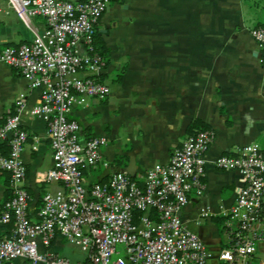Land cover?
<instances>
[{
	"label": "crops",
	"instance_id": "1",
	"mask_svg": "<svg viewBox=\"0 0 264 264\" xmlns=\"http://www.w3.org/2000/svg\"><path fill=\"white\" fill-rule=\"evenodd\" d=\"M255 24L245 0H112L98 32L109 53L99 78L111 93L89 98L70 113L81 126V140L106 136L109 141L103 148L109 167L101 162L85 169L88 188L116 171L143 181L155 164H167L189 136L204 127L214 132L204 192L193 191L180 212L215 254L212 264L224 263L219 253L232 239L229 212L245 185L241 172L221 169L215 160L247 144L264 147V59L251 35ZM48 30L46 18L35 17L27 26L0 0V53ZM41 93L19 69L0 61V126L15 112L16 98L26 95L23 128L29 139L22 160L35 217L43 196L63 189L45 180L53 165L48 123L30 114ZM11 193V174L0 171V238L13 234V224L1 221ZM64 246L58 237L51 250L66 256ZM72 253L79 255L75 260L83 259L77 248Z\"/></svg>",
	"mask_w": 264,
	"mask_h": 264
},
{
	"label": "built area",
	"instance_id": "2",
	"mask_svg": "<svg viewBox=\"0 0 264 264\" xmlns=\"http://www.w3.org/2000/svg\"><path fill=\"white\" fill-rule=\"evenodd\" d=\"M6 1L27 26L38 16L48 21L45 34L7 47L0 61L19 69L42 91L30 114L48 123L53 165L45 180L61 183L63 189L47 192L38 215H32L22 160L29 139L23 128L27 101L20 94L15 112L0 128V140L10 145L8 155L0 154V171L11 174L12 190L1 221L14 226L12 236L0 238V264H212L215 254L180 215L193 191L204 192L212 130L189 136L167 164H155L143 181L116 171L91 188L85 184V169L103 162L109 141L106 136L81 140V126L70 113L89 98L105 99L111 93L99 78L105 60L94 51V41L112 0ZM251 35L264 59V28H253ZM215 164L241 172L245 180L229 212L231 243L219 259L264 264V256L258 255L264 248V147L244 145L234 154L218 156ZM103 165L109 167L106 161ZM58 237L75 246L83 259L53 252Z\"/></svg>",
	"mask_w": 264,
	"mask_h": 264
},
{
	"label": "trees",
	"instance_id": "3",
	"mask_svg": "<svg viewBox=\"0 0 264 264\" xmlns=\"http://www.w3.org/2000/svg\"><path fill=\"white\" fill-rule=\"evenodd\" d=\"M245 2L247 4V8L253 15L254 19L256 20V24L253 28H264V20L261 18L262 11H264V5H263L264 0H245ZM94 51L97 52L105 60V62L107 61L108 56H109L108 49L106 48V46L104 45L103 41L101 40L98 34L95 36ZM5 122L1 124L0 128L5 124ZM206 129L207 128L204 127L202 130H206ZM1 145H2V151L0 152V154L8 155L10 153L9 143L7 141H3ZM11 196H12V193L8 199H10Z\"/></svg>",
	"mask_w": 264,
	"mask_h": 264
},
{
	"label": "rangeland",
	"instance_id": "4",
	"mask_svg": "<svg viewBox=\"0 0 264 264\" xmlns=\"http://www.w3.org/2000/svg\"><path fill=\"white\" fill-rule=\"evenodd\" d=\"M64 242H65V246H64V248H63V250H62V254H64V255H66V256H69L70 258H72V259H76L78 256H75L74 257V255H73V250H76V247L75 246H73V245H71L70 243H68V241L67 240H65L64 239ZM119 250H122L123 251V246L122 245H119ZM258 254H259V256L260 255H262V254H260V252H258ZM117 257V255H115L114 256V259ZM223 264H227V263H223Z\"/></svg>",
	"mask_w": 264,
	"mask_h": 264
},
{
	"label": "water",
	"instance_id": "5",
	"mask_svg": "<svg viewBox=\"0 0 264 264\" xmlns=\"http://www.w3.org/2000/svg\"><path fill=\"white\" fill-rule=\"evenodd\" d=\"M125 172H128V171L125 170Z\"/></svg>",
	"mask_w": 264,
	"mask_h": 264
}]
</instances>
